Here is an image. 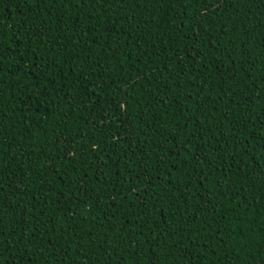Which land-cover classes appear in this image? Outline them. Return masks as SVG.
<instances>
[{
    "label": "trees",
    "instance_id": "16d2710c",
    "mask_svg": "<svg viewBox=\"0 0 264 264\" xmlns=\"http://www.w3.org/2000/svg\"><path fill=\"white\" fill-rule=\"evenodd\" d=\"M0 64V264H264V0H0Z\"/></svg>",
    "mask_w": 264,
    "mask_h": 264
},
{
    "label": "snow or ice",
    "instance_id": "6c2138e0",
    "mask_svg": "<svg viewBox=\"0 0 264 264\" xmlns=\"http://www.w3.org/2000/svg\"><path fill=\"white\" fill-rule=\"evenodd\" d=\"M197 2H199V0H197ZM225 2L227 3L228 0H225ZM181 3H183V0H181ZM194 50H195V48H193V51ZM3 71H4L3 65L0 64V72H3ZM13 87H15V85H13ZM262 171H264V169H262ZM3 183H4V179L3 178H0V185H3ZM143 203H146V201H144ZM33 231L35 232L36 229H33ZM0 235H2V233H0ZM0 254H2V253H0ZM49 264H51V262H49Z\"/></svg>",
    "mask_w": 264,
    "mask_h": 264
}]
</instances>
